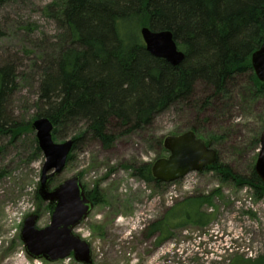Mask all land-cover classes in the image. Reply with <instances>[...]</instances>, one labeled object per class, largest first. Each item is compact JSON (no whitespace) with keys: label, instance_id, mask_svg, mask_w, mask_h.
<instances>
[{"label":"rangeland","instance_id":"obj_1","mask_svg":"<svg viewBox=\"0 0 264 264\" xmlns=\"http://www.w3.org/2000/svg\"><path fill=\"white\" fill-rule=\"evenodd\" d=\"M55 1L19 0L0 6V68L13 66L15 80L4 113L20 127L35 121L41 83L36 67L41 69L59 51L62 29L45 12ZM207 92L197 87L192 106L171 108L158 115L151 127L121 137L110 149L84 140L64 172L52 181L56 188L80 176L87 192L101 191L104 202L74 230L90 243L93 264H233L239 259L264 264V199L257 200L252 188L222 182L214 171L206 170L155 185L134 176L129 168L152 166L168 157L164 139L197 128L202 139H213L221 163L249 178L259 155L257 140L264 131V94L247 78L238 77L228 98L203 108ZM80 131L81 126L63 129L54 139L64 143ZM38 147L33 129L21 130L14 139L0 132V264H80L73 256L56 263L33 260L21 239L30 215L39 212V229L51 223L53 211L36 196L46 161ZM203 197L212 202L202 209L210 216L207 226L173 229L164 241L158 233L150 235L152 225L173 207Z\"/></svg>","mask_w":264,"mask_h":264},{"label":"trees","instance_id":"obj_2","mask_svg":"<svg viewBox=\"0 0 264 264\" xmlns=\"http://www.w3.org/2000/svg\"><path fill=\"white\" fill-rule=\"evenodd\" d=\"M10 1L19 0H0V6ZM45 12L58 22L62 36L57 54L41 69L36 67L41 83L33 118L50 119L54 135L81 126L72 153L86 139L110 149L121 137L151 127L171 108L192 106L199 86L210 90L203 108L228 98L238 77L247 78L264 94V83L251 63L264 44V0H57ZM144 27L171 32L185 54L184 62L174 67L150 55L141 36ZM14 81L13 66L0 68V132L13 139L21 130H32V122L20 127L5 116ZM191 131L201 138L197 128ZM129 168L149 184H163L154 180L149 164ZM205 170L214 171L222 182L250 187L257 200L264 199V183L255 170L249 178L240 176L219 156L217 164ZM86 195L95 206L104 202L99 188ZM211 204L210 197L186 200L154 223L150 235L158 233L164 241L173 229L207 226L210 216L202 209ZM48 208L52 212L54 206ZM233 264L255 262L239 259Z\"/></svg>","mask_w":264,"mask_h":264},{"label":"water","instance_id":"obj_3","mask_svg":"<svg viewBox=\"0 0 264 264\" xmlns=\"http://www.w3.org/2000/svg\"><path fill=\"white\" fill-rule=\"evenodd\" d=\"M141 36L153 57L164 59L174 67L184 62L185 54L178 48L171 32H155L144 27ZM251 63L254 74L264 83V44L252 55ZM31 127L36 132L39 149L46 158L38 194L43 202L53 205L54 209L51 223L44 229L37 227L40 216L36 213L25 220L21 233L25 250L33 260L56 263L73 255L80 264H93L90 243L74 233L95 207L86 195L82 178L75 176L56 188L51 187L54 178L64 172L75 142L70 139L56 143L53 133L55 126L48 118L36 119ZM163 147L169 156L156 160L151 166L154 180L161 183L180 181L190 173L203 172L218 162V152L194 131L167 136ZM255 172L264 183V131L260 137Z\"/></svg>","mask_w":264,"mask_h":264}]
</instances>
